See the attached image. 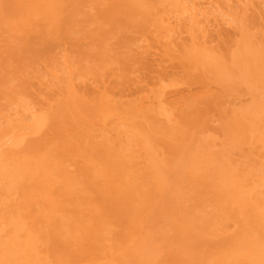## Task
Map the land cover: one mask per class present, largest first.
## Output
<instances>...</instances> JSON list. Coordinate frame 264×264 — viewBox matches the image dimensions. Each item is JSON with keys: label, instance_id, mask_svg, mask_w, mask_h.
<instances>
[{"label": "bare ground", "instance_id": "bare-ground-1", "mask_svg": "<svg viewBox=\"0 0 264 264\" xmlns=\"http://www.w3.org/2000/svg\"><path fill=\"white\" fill-rule=\"evenodd\" d=\"M0 264H264V0H0Z\"/></svg>", "mask_w": 264, "mask_h": 264}, {"label": "rangeland", "instance_id": "rangeland-1", "mask_svg": "<svg viewBox=\"0 0 264 264\" xmlns=\"http://www.w3.org/2000/svg\"><path fill=\"white\" fill-rule=\"evenodd\" d=\"M149 53H150V52H149ZM151 54H153V56H154V52H153V51L151 52ZM155 55H156V54H155ZM150 58L153 59V61H154V58H155V57H151V55H150V57H149V56H148V53H146V54L143 55V58H142V59H143V61H144V60L146 61V59H150ZM156 58H157V57H156ZM156 58H155V61H156ZM149 61H150V60H149ZM159 61H160V60L157 59L156 62H159ZM146 62H147V61H146ZM164 62H166V61H164ZM143 63H144V62H143ZM153 63H154V62H153ZM162 63H163V62H162ZM157 64H161V63L159 62V63H157ZM157 64H156V65H157ZM165 64H166V65H165ZM165 64L163 63V65L165 66V68L169 66L168 63H165ZM172 65H173V64H172ZM145 66H146V64H145ZM151 66H152L151 64H147V67H151ZM160 66H161V65H160ZM157 67H159V66H154V69H153V70L157 69ZM165 68H164L163 70H160V71H159V70H156L155 72H156V73H157V71H158V73L161 72V71L164 72ZM168 68H169V67H168ZM147 69H149V68H147ZM150 69H152V67H151ZM159 69H160V68H159ZM171 69H172V67H171ZM171 69H170V70H171ZM173 70H176V69L174 68ZM173 70H172L171 72H173ZM167 71H168V72H167ZM167 71L165 70L164 73H166V72H167L166 74L170 73V72H169V69H168ZM146 72H147V71H146ZM146 72H145V73L142 72V73H143L144 75H146ZM153 72H154V71H153ZM153 72H152V75H151L149 72H147V75H148V73H149V74L151 75V77H152V76L155 74V73H153ZM138 74H141V73H138ZM138 74H137V75H138ZM159 74H160V73H159ZM159 74H157V75H159ZM162 74H163V73H162ZM147 75L144 76V77H149V76H150V75H149V76H147ZM155 75H156V74H155ZM155 75H154V77H155ZM138 76L141 77L142 75H138ZM160 76H161V75H160ZM162 76H164V75H162ZM213 121H214V120L212 119L211 123H209L210 126L212 125L211 128H212V127L214 128L215 125H217V123H215V122H213Z\"/></svg>", "mask_w": 264, "mask_h": 264}]
</instances>
